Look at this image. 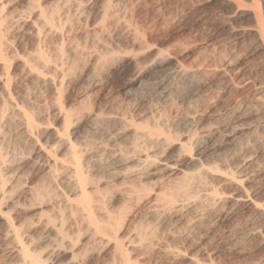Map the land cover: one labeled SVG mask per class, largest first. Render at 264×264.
<instances>
[{
	"label": "bare ground",
	"instance_id": "obj_1",
	"mask_svg": "<svg viewBox=\"0 0 264 264\" xmlns=\"http://www.w3.org/2000/svg\"><path fill=\"white\" fill-rule=\"evenodd\" d=\"M136 1L138 2L137 6L145 8L150 13H159V15H162V17L166 16L168 19L173 14H178V9L183 8L184 10L186 5V1L176 0L177 4L174 7V12H172L173 10L169 6L170 8L165 9V12L161 11L162 14H160L161 0ZM252 3L254 9L247 10L236 7L237 15L227 16L225 18L226 21L223 22L213 20L210 24L212 29L214 28L218 31V34H221L219 31L225 32V34H223L224 38H221L223 37L221 36L220 42L218 44L216 43L217 46L215 44L216 48L215 46L211 48L213 53L214 51H219L218 53H220L221 59L223 60L220 69L216 71L218 72V77L228 85L233 83L236 88L245 89V96L237 101L230 112V121H245L253 116L264 117V14L260 12L258 0H252ZM5 7L4 1L0 0V223L4 229L5 239L12 245V255L17 264H81L79 257L82 247L79 246L85 245L84 243L78 244L81 242L79 240L81 231L86 233L89 242L102 243V246L103 244H112V264H129L127 256L128 251L126 250L128 244L125 246L122 244L123 242L118 241L116 229L121 219L124 218L121 216V213L124 212L120 210L124 206L119 210H114L117 205L113 207L114 204L111 203V199L107 197L108 193L111 191L113 192V190L117 188L118 189L115 191H119L117 195L118 199L123 201V204L127 201L132 204L130 206L133 207L134 205L137 207L145 203L149 208L151 220H159V222L168 221L167 219L169 218L170 220L171 218L180 219L186 209L200 207L199 204L203 202V200H207L211 205H215L217 189L215 190V188L212 187L213 185H209V180L211 179H216L218 183L221 182L235 191H242V189H240V183L243 181L241 175L242 169H233L230 168L231 166L228 167L226 164H222L223 157L221 158L219 154L220 151H218L217 148V146H219V139L215 136V132L208 130L200 131L199 129V132H190L191 129L188 130L183 127L186 124H192L194 116L191 113L185 115L181 119L180 122L183 123V128H179L181 129V131L179 130V136L174 134L176 132H172V126L169 123L170 119L162 118L160 114L162 111L160 113L157 111L155 113L152 112L143 115L141 112L132 113L128 110L126 104H123V100L120 104L117 103L118 105L116 104V106L112 105L108 110L106 109V111L102 110L103 108L101 109L99 105L91 106L89 104L90 108H87L85 101H83L85 106H82L87 108L85 110L84 108L83 110L82 108L72 110L65 106L66 104L64 105L60 102L61 93H63V83L68 78L71 81L72 78L70 77L74 76L72 74L75 69H77L75 66L78 60L80 61V59L84 57L83 55L89 48H85L86 52L83 53L84 50L81 48L82 46H75V43L73 44L74 46H72V44L49 45L47 41L50 40H46L48 36H52L60 41L63 39L60 30H62L67 23H63L64 21L61 23L63 16L60 19L59 17L61 14L58 11L54 12V10L51 9L52 11L47 13L48 11L45 12L41 9L40 5H37L34 12V21L32 23L30 20L31 27H28L32 31L33 38L38 42L37 46L35 45L36 48L26 53L18 50L20 47L17 46L18 49L16 48L17 50L15 49V51L13 50L14 48L12 49V44H10L11 42L9 39L10 29L13 23L11 19L8 20V15L11 14L6 12ZM111 8V0L103 3L97 2L94 10L91 11L88 9L90 16L89 19L86 20V23L84 22L91 28L88 33L90 40L89 44L91 42L93 44L94 42L98 44L93 51H91L92 49L88 51V53H90V51L92 53L84 57L88 59H83L84 64L80 67H83L82 74L84 73L86 78L89 77L90 80L95 83L97 82V74L101 75L103 72L110 71L114 65L120 64L123 59L130 56L128 54L129 51L134 52L147 49V47L145 46V48L143 45L146 40L143 41L144 38H142V35L138 36L140 33L136 35L140 38L131 34L132 37L130 38L132 39L129 48L131 50L127 49L125 51L126 44H124L123 41L121 43L124 44V47H122L124 50H122L121 47V49L119 48V41L113 43L111 41L108 42L107 40L109 39H107L106 41L108 44H106V33L104 34V31L108 25ZM64 15H67V12H65ZM110 16L112 17V15ZM28 17L30 18V16ZM23 18L22 16V19ZM29 18L27 19L29 20ZM25 21H27L26 18L24 22ZM245 22H251L252 25L249 23H247L249 25L244 24ZM125 27H127V25ZM133 31L137 32L139 30L134 29ZM41 36L43 40L40 42ZM68 38L66 40H68ZM138 39H143L141 40L142 43H140ZM60 43H62V41ZM78 43L79 42H77V44ZM128 44L127 42V45ZM156 51H158V49ZM152 53L153 52L148 53L145 59L143 57V60L135 58L138 53L135 55L133 54L136 60L132 58L134 60L133 74H131L130 78L127 80L128 87L137 84L140 86L143 80L142 78H144L149 70L165 68V66L170 63L171 56L168 54L165 55L167 53L166 50L164 54H159L160 52H156L155 54ZM209 54L211 53L209 52ZM220 56L218 55V57ZM15 61L16 63L17 61L19 62L17 64H20V70L25 79V88L19 91L16 90L18 88L15 89L14 87L15 81H18L16 80V72H11L12 64ZM242 66L248 67V70L253 73L252 76H244V73L241 72ZM174 67L175 74L181 75L183 72L192 74L193 72L192 70H183L180 65ZM82 74L80 73L79 77H76L77 80H82ZM89 83L91 82L89 81ZM104 83L105 82L102 84ZM33 84L47 87L49 92H47L48 90L46 92L48 94L50 93V96L53 98H51L53 101H51L50 108L56 114L59 124L52 128L43 115L45 109L40 105L41 101L38 105L35 100H32L34 98L31 99L30 97L29 91L32 89L30 87ZM31 91L32 94H35V92L33 93L34 89ZM186 92V90L180 92L179 96ZM77 104H82V100H79ZM45 107H48L47 104ZM165 116L167 117V115ZM83 121L85 123L95 124V126L98 125L97 123H101L102 126L103 123H105L112 128L110 127L111 129H108L110 130L108 132H103L105 129L102 131L100 129L97 130L98 128L96 129L95 127L97 131H94V129L92 131L90 130V134L84 136L75 131L77 125H80ZM11 122H14L13 124H15L14 127H16L17 135L24 144L28 145L27 148H29V150L19 151V149L16 148L11 149L8 145L9 143H6L3 131L5 130L4 127L11 124ZM225 124L227 125V123ZM47 133L50 134V139L43 138L46 137L45 135H47ZM116 135L121 138L120 142L124 145H116V143H114L113 138ZM120 142H118V144ZM163 146L164 150L166 147L170 151V157H168L171 160L170 162L167 161L168 158L166 160L165 157L162 159L160 156L163 154L160 153L161 148L159 149V147ZM26 163H29V165L33 167L32 169H34V167H42L43 176L40 181L38 179L39 182L36 184L33 182H22L24 183L22 188L20 186L21 184L19 185L18 183L21 176L20 169ZM159 171L162 173L157 175L156 173H159ZM163 171H165L164 174ZM167 173H171L170 180L168 178L167 183L160 184L159 179L161 180ZM214 180L212 181L214 182ZM18 185L22 188L18 197H22L21 199L23 200L22 202L11 200L12 202L8 205L10 201L9 198H12L10 197V195H12L11 192L14 191L13 189H16L13 187ZM145 187H148L150 191H154L152 196L146 193L148 188L146 190ZM118 199L115 200L118 202ZM235 202L252 209L258 223L262 225V227L264 226L263 205L261 206V204H256L254 201L240 197L239 200ZM120 203L122 204V202ZM126 205L127 204H125V207ZM29 209H39L41 215L45 217L44 220H41L45 229L44 244H34L35 241L33 242V236L31 237L32 239L26 238V236L24 237V223L20 221L16 222L15 217L11 218L10 213L14 210L28 212ZM259 228L257 230H259ZM147 230L145 228L144 231L135 233L133 238H131L132 242L137 241L138 244H149L148 241L152 238L153 232H146ZM262 235L264 236V234ZM137 242L133 244L137 245ZM191 263L198 264L194 259L191 260Z\"/></svg>",
	"mask_w": 264,
	"mask_h": 264
},
{
	"label": "rangeland",
	"instance_id": "obj_2",
	"mask_svg": "<svg viewBox=\"0 0 264 264\" xmlns=\"http://www.w3.org/2000/svg\"><path fill=\"white\" fill-rule=\"evenodd\" d=\"M3 1L6 6L5 7L6 12L11 14L8 15V20L11 19L13 23L9 34L10 37L9 39L11 42L10 44H12L11 46L12 49L14 48L13 50H15L17 46H19L20 48L21 47L22 48L21 49L17 48V49L20 50L21 52L26 53L36 48L38 42L35 41L36 39L33 38L32 31L28 27H31L30 20L32 21V23L34 21L33 19H34V12L36 6L40 5L42 10H44L45 12L48 11L47 13L51 12L52 11L51 9H53L54 12L58 11L61 14L60 15L58 13L60 15L59 18L61 19V17L63 16L61 19V23L63 21H64L63 23L65 22L67 23L65 24L66 26H64L63 28L61 27L62 30H60L62 33L61 37L63 38V39L61 38L62 43H60L61 42L60 40L58 39L56 40L52 36H48L46 38V40H50L47 41V43L49 45L72 44V46H74L73 44L75 43V46L76 45L78 47L82 46L81 48L84 50L83 53H85L86 52L85 48H89V50L92 49L91 51H93V49H95L98 44L96 42H94V44L92 42H91L92 44L91 43L89 44L90 40L88 37V33L91 30V28L89 25L87 26L85 24L86 20H88L90 16L88 9L92 11L94 10L97 2L103 3L110 0H87V1L76 0L78 4L76 3L75 0H39L40 2L38 0H3ZM225 1L226 0H197V1L184 0L186 4L184 10L183 8L178 9L180 12L177 11L178 14L175 13L172 16H170L168 19L166 16L162 17V15H159V13L158 14L150 13L145 8H141L137 6L138 2L136 0H119L115 2L111 0L112 8L110 9L111 12L109 14L108 25L106 27L107 29L105 28L106 32L104 31V34L106 33L105 34L106 44H108V42L110 41L113 43L115 42L117 43L119 41L118 42L119 48L124 47V44H126L125 51L127 49L131 50L129 49L130 41L132 39L130 38L132 37L131 34L133 36L134 35L136 36L138 33H140V35L138 34V36L142 35L143 36L142 38H144V40L143 39L141 40L143 41L146 40L144 42L145 44L143 43V45L144 47L146 46L147 49H143L142 51L137 50L134 52L129 51L128 54L130 56L127 55L129 57L123 59L120 62V64L118 63L114 65L115 67L113 66L112 69H110V71H106L107 73L103 72L102 74L105 73L104 75L97 74L96 83L94 81H91L89 77L86 78L84 73L82 74L83 67H80L83 66L82 64H84L83 63L84 60L88 59L84 57L87 54L90 55L92 53L91 51L90 53H88L89 50H87V52L83 55L84 57L80 59V61L78 60L77 65L75 66L77 69H75V71L72 74L74 76L70 77L72 78L71 81L68 78L63 83V87H62L63 93H61L60 102H62L64 105L66 104L65 106L71 108L72 110L73 109L78 110L79 108H82L83 110L84 107L82 106H85L86 103L87 108H90V105L91 106L99 105L101 109L103 108L102 110L106 111V109L108 110V108H110L112 105L116 106L117 103L120 104V102H122L123 100V104H126V107H128V110L132 113L141 112V114L143 115L146 113L147 114L152 112L155 113L157 111H159L160 113L162 111L160 113L162 115V118L164 119L168 118V120L170 119L169 123L172 126L171 130L172 132L173 131L176 132V133L173 132L176 135L180 134V131L183 127L185 129L187 128L188 130L191 129L190 132H199V130L200 131L208 130L211 132H215V136H217L219 139L218 145L220 146V147L217 146V148L218 151H220L219 154L221 158L223 157L222 164L224 165L226 164V166L228 167L231 166L230 168L233 169H238V168L242 169L241 175L243 181L240 183L241 186L240 189H242L243 192L241 190L235 191L234 189H231V187H228L221 182L218 183V180L211 179L209 180V185H213L212 187H214L215 190L217 189L216 191L218 192V193L216 192L215 205H211L209 201L203 200V202H200L199 204L200 207L198 206L199 209L198 208H194L196 210L186 209L183 212V215L180 219L171 218L170 220L169 218L167 219L168 221L165 220L166 223L165 221L159 222V220L158 221L151 220L149 215V208L147 205H145V203L140 205L142 207L141 208L140 206L135 207L134 205L132 207L130 206L132 204L130 202L129 204L126 201L125 204L127 205L125 207L123 201L118 199L117 195L119 191L118 192L115 191L118 188L114 189L113 192L111 191L110 193H108L107 197H109V199H111L112 201L111 203L114 204V206L113 204L112 206L115 207L117 205V207H115L114 210H119L120 208H122V206H124L122 209H120L121 212H124L121 213L122 218L123 217L124 218L121 219L122 222L120 221V223L118 224L119 226L116 229L118 233L117 234L118 241L123 242L122 244L125 246L128 244L126 246V250L128 251L127 256H128L129 264H189V262L190 264H193L191 263V260L193 259L198 264H264V240H263L264 236L262 235L264 234V226L262 227V225L258 223V220L256 219V215L255 213H253L252 209L246 207L245 205H241L238 202H235L239 200V197L247 198L251 201H254L256 204L258 203L261 204V206L263 205L264 208V176H263L264 175V124H263L264 117L253 116L245 121L244 120L230 121L229 119L230 112L233 106L237 103V101L241 97L245 96V89L243 88L238 89L233 85V83L228 85L226 84L225 81L221 80L218 77V72L216 71L220 69V65L223 60L221 59L220 53H218L219 51L218 52L214 51V53L213 51H211V48L214 47L216 43L218 44L221 38H224L223 34H225L224 31H219L221 32V34L219 33L220 34L219 35L218 31L215 30L214 28L213 31L210 25L212 21L217 20L223 22L226 21L225 18L227 16L237 15L236 7L238 8L240 7V9H247V10L254 9V7L252 0H227L226 2ZM112 2H113V6H112ZM258 3H259L260 12L264 14V0H258ZM176 4H177L176 0H170V1L161 0L160 1L161 9L159 12L161 11L165 12L164 10L170 7L173 10L172 12H174V7ZM65 12H67V15H64ZM162 12L160 14H162ZM110 15H112V17ZM9 16L12 18H10ZM22 16L24 17L23 19ZM28 16H30V18ZM25 18L27 21L24 22ZM27 18H29V20ZM209 18H210V22H209ZM113 19H115L116 21ZM247 23L252 25L251 22H245L244 24ZM126 25L127 27H125ZM70 28L72 31L70 30ZM134 29L139 31L134 32L133 31ZM128 31H129V35H128ZM67 36L70 38H68ZM138 36L136 37L140 38ZM66 37L68 38V40H66L67 39ZM42 38L43 37L41 36L40 42L43 40ZM138 40L140 41V43H142L140 39ZM56 41L59 43H57ZM122 41L124 44L121 43ZM77 42H79L81 45L79 43L77 44ZM127 42L129 43L128 45ZM85 44L88 46H86ZM157 49L158 51H156ZM122 50H124V48H122ZM165 50L167 52L165 55L168 54L171 56L170 63L167 64L165 68L163 67L159 69L149 70L145 74L144 78H142L143 80L140 86L137 84L135 86L128 87L127 80L130 78L131 74H133V62H134L133 59L136 58L143 60V57L145 59V56L150 52H153L154 54L156 52L158 53L160 52L159 54H164ZM209 52L211 54H209ZM133 54L134 55L137 54V57H135ZM218 55L220 57H218ZM17 63L19 62L17 61ZM17 63L15 61L12 64L11 72H16L15 73L16 80L18 81H15L14 84L15 85L17 84L16 86L18 85L21 86L16 87L14 85V87L15 89L18 88L16 90L19 91L22 88H25L24 87L25 79L23 73H21L22 71L20 70L21 69V67L19 66L20 64L18 65ZM175 64L182 66L183 70H190V71L192 70L193 71L192 74H187L185 72H183L181 75L175 74L174 71L175 70L174 66H176ZM241 72L244 73L243 75L246 77H249V75L252 76L253 74L251 71L248 70V67L245 66H242ZM80 73L82 74V80H80L82 82L77 80ZM89 81L91 83H89ZM103 82L105 83L102 84ZM30 88L34 89L33 93L35 92V94H32L31 91L32 89H30L31 92L29 91V94L31 99L34 98L32 99L33 101L35 100V102L38 105L41 103L40 105L44 107L45 112L43 115L45 116L46 121L50 123L51 128L59 124L56 114L50 108V105L52 103L51 101L53 100H51L52 97L50 96V93L49 94L47 93L49 92L48 88L42 85L38 86V84H33L31 85ZM184 90H186L187 92L179 96L180 92ZM43 99L46 101H44ZM79 100H82V104H84V105L80 104L81 107L80 105L77 104ZM83 101H85V103ZM45 103L47 104L48 107H45L46 106ZM86 107L84 108V110L87 109ZM189 113H191L194 116L193 122L192 124L190 123L189 125L186 124L183 126V123L180 121L185 115ZM165 115H167V117ZM13 123L14 122H11V124H8V126H6L8 129L6 127H4L5 130L3 129L4 130L3 136H5L4 138L6 139L5 140L6 143L7 144L9 143L8 145L9 147H11V149L16 148L19 149V151L29 150V148H27L28 145L24 144L21 138L17 135L16 127H14L15 124ZM225 123H227V125ZM97 124L98 125L95 126V124L85 123L83 121L80 123V125H77L75 131L78 134L85 136L87 134H90V130L92 131L93 129L94 131H97L99 129L103 131L105 129V131L103 132H108L110 131L108 129L112 128L111 126L106 125L105 123H103V126L101 125V123H97ZM95 127L96 129L97 128L98 129L96 130ZM49 135L50 134L47 133V135H45L46 137L43 138L50 139ZM113 139L116 145H120V144L124 145L122 142H120L121 138L118 135L114 136ZM118 142L120 143L118 144ZM159 149L158 150L160 151V153L163 154L160 155L161 158L164 159L163 157H165V159L167 160V158L170 157V151L166 147L164 150V146L159 147ZM167 161L170 162L171 161L170 158H168ZM32 168L33 167H31L29 163H26L20 169L21 176H20V181L18 183L19 185L21 184L20 186L22 188L25 182H33L34 184H36L42 179L43 176L42 167L40 168L34 167V169L36 168L35 170ZM164 172L165 171H163V174ZM161 173L162 172L159 171V173L157 172L156 174L160 175ZM170 174L171 173H167L165 174L166 176L164 175L163 178H161V180L159 179L160 184L167 183L168 178L170 180ZM212 180H214V182ZM19 185L13 187L16 189H13L14 191L11 192L12 195H10V197H12L13 199L9 198L10 201L8 205L10 204V202L15 200H18V202H22L23 200L21 199L22 197H18L20 195L19 193L22 191L21 190L22 188ZM153 192L154 191H150L149 188L146 191V193H149L150 196H152ZM240 193L242 196L240 195ZM114 198L116 200L118 199V202L119 201L122 202L123 205L120 202L118 203ZM29 210L28 212L27 211L21 212V210H16V211L14 210L10 213L11 218L15 217L16 222L20 221L24 223V228H23L24 237L26 236V238H30V239L33 238V242L35 241L34 244L36 245L44 244L45 229L41 220H44L45 217L41 215L39 209H29ZM119 215H120V211H119ZM145 228L146 230L149 229L146 232H153L152 233L153 235L151 236L152 238L148 241L149 244H143V243L138 244L137 241L132 242L131 238H133V235L138 231H144ZM258 228L259 230H257ZM41 235L44 237H42ZM79 240L81 242H79L78 244L80 243L85 244L79 246L83 248V249L81 248V255L79 257L81 264L82 263L112 264L113 262L112 244H103L102 246V243H95L91 241L89 242L87 240V236L84 231L80 232ZM136 242L137 245L133 244ZM86 247H88L89 249ZM12 251H13L12 245L8 243V241L5 239L4 229L0 223V264H6V263L17 264L13 258Z\"/></svg>",
	"mask_w": 264,
	"mask_h": 264
}]
</instances>
